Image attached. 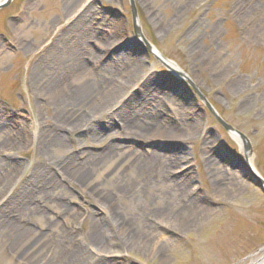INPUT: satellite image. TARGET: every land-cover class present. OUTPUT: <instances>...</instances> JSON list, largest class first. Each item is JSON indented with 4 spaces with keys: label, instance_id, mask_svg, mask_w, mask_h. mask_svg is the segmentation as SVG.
I'll list each match as a JSON object with an SVG mask.
<instances>
[{
    "label": "rangeland",
    "instance_id": "1",
    "mask_svg": "<svg viewBox=\"0 0 264 264\" xmlns=\"http://www.w3.org/2000/svg\"><path fill=\"white\" fill-rule=\"evenodd\" d=\"M134 4L142 35L160 59L134 35L129 0H11L0 8V215L29 203L32 211L11 214L29 234L40 233L47 219L83 247L92 223L112 240L114 224L84 186L67 180L72 173L65 165L98 159L114 146L121 155L148 156L154 164L150 174L157 181L166 160L177 156L173 176L183 178L188 199L207 211L205 218L182 233L160 228L167 240L155 254L133 247L106 259L114 264H249L264 254V190L248 180L240 165L241 147L164 60L175 63L218 115L248 137L251 164L264 178V0H134ZM80 15L89 16L82 27L62 32ZM73 44H80L79 50L60 58ZM75 58L86 70L78 79L97 83L83 103H74L75 114L65 121L71 106L61 103L71 100L69 88L61 89L60 103L52 104L46 87L60 74L72 76L64 66L73 65ZM47 62L53 65L45 68L42 84L34 72H41ZM54 68L59 73L52 76ZM143 88L157 93L149 96ZM134 96L145 104L137 107L135 116H123L127 113L122 109ZM136 121L138 128L154 124L148 143L128 138L126 126ZM52 134L57 137L54 144ZM172 137L174 142H169ZM132 158L120 163L116 181L107 178L97 186L105 190L121 179L130 180ZM109 162L90 170L92 187L104 179ZM47 179L54 180L48 184ZM163 187L154 183L141 193L110 199L135 235L142 233L148 204L157 206ZM27 192L32 195L29 200ZM64 192L72 196L67 202L61 201ZM62 202L75 213L68 215ZM4 218L0 224L5 225ZM6 231L0 232V264H42L46 250L39 263L38 256L28 259L27 253L14 250L13 234ZM93 251L86 248L89 264L97 257Z\"/></svg>",
    "mask_w": 264,
    "mask_h": 264
},
{
    "label": "bare ground",
    "instance_id": "2",
    "mask_svg": "<svg viewBox=\"0 0 264 264\" xmlns=\"http://www.w3.org/2000/svg\"><path fill=\"white\" fill-rule=\"evenodd\" d=\"M4 0H0V3H2ZM82 15V14H81ZM79 16L74 22H72L66 30L73 28V30H77L80 28L81 25H83L85 22H87V17ZM82 27V26H81ZM62 41V38H61ZM56 42V41H55ZM60 42V41H59ZM81 42V41H80ZM102 42V41H101ZM79 43V42H78ZM102 44V43H101ZM53 45V44H52ZM62 46V44H61ZM72 46V45H71ZM80 44H76L72 47H70L71 50L67 51L66 56H61L60 58L66 59L74 55L75 51H78L80 48ZM105 47V46H104ZM155 52L160 54L157 49L154 47ZM161 55V54H160ZM78 59V58H77ZM75 58V61H77ZM167 64V67L171 69L172 71L176 72L179 70V67L170 61L164 60ZM51 65H53L50 62H47L45 64V67L41 72H38L40 70H35L34 74L40 79V82L42 84L46 83V79L43 80L42 76L45 68H51ZM67 66L66 69H70L67 72L72 73V76L60 74L59 76L55 77L56 79L51 80V84L48 85L50 89V101L53 104L54 102H59L62 98L60 95L61 89H68L71 100L61 103V105L65 106H71V111L69 115L63 116L62 120L65 121L70 120L74 114L75 111L74 103L78 100H80L82 103L85 101V99L90 96V92L94 91L96 89V83L93 82L91 79H86V81H80L78 78L79 75L82 76L86 70L84 69L83 64L80 62H75L73 65L65 64ZM70 67V68H69ZM59 68L51 69V74H58L57 71ZM47 73V72H46ZM45 73V74H46ZM49 73V72H48ZM177 73V72H176ZM43 74V75H42ZM50 74V73H49ZM74 75H76L74 77ZM49 84V83H48ZM97 86H99L97 84ZM51 87V88H50ZM66 87V88H65ZM99 90V87H97ZM145 94L149 96H154L157 91L151 90L149 88H143ZM141 90V91H142ZM103 89L101 88V92ZM143 92V93H144ZM108 94V93H107ZM106 94V95H107ZM148 97V96H147ZM150 98V97H149ZM131 104L129 106L124 107L122 109V112L127 113L123 116L129 117V116H135L137 114V107L141 108L142 105L145 104V100L140 96L137 98L134 96L131 99ZM134 101L136 103H134ZM95 113V112H94ZM147 113H143L142 116H144ZM60 116V114H57ZM57 118V117H56ZM61 118V117H60ZM139 120V119H138ZM64 122V121H63ZM73 123V122H72ZM139 121H136L133 125H127V131L129 135V139H132V137H137L138 139L145 140L146 143H148L147 134L151 133L152 128L154 127V124L147 125V126H141L138 128ZM51 143L57 139L55 135L52 134ZM58 136V135H56ZM231 138L237 143L238 147H241L240 139L235 135H230ZM59 139V136H58ZM50 140V139H49ZM175 137L169 138V142H174ZM57 141V140H56ZM144 142V143H145ZM106 153L102 156H98L99 158H90V159H84L81 162H68L65 165V169L69 171V178L67 179L70 183L75 184L77 187L84 186V191L88 193L89 196L92 197L91 199L101 206L102 209L106 212L108 215V218L111 220V222L114 224L116 230L113 234V239H106L104 234L99 231L98 227L95 225V223H92L90 227L89 234L85 238V247L82 246V243L77 244L74 242V240L70 237V234H66L67 230L59 227H57V224L53 220H48L44 222L43 229H41L40 233L36 234H29L27 227L23 225H19L15 222L14 215L11 214H17L20 215V213H27L29 211L33 210V207L31 208L30 204L27 203L25 207H20L18 210L13 209L12 212L6 214L0 215V218H4L7 220L11 215V218L7 220L5 225L3 223L0 224V232L6 231V234L12 235L13 234V241L12 245L14 246V250L20 252L22 255L27 253V258L32 259L38 256V263H39V257H41L42 253L44 252L42 258H40V261L42 264H89L86 248L89 246L91 249H93L95 254H97V257L91 264H114L113 262L108 261L106 258L107 256H121L123 250H127L133 247L139 248L141 250H145L148 253H154L156 252L157 246L161 245L165 240H167V237L165 236V231L160 228L162 227H169L173 231L177 233H182L187 230H189L192 226L195 225L196 222L199 220L205 218L207 211L205 209L200 208L196 206V204H193V202L188 199L189 191L185 188V181L183 178L174 177L173 174L175 173V166L178 165L180 158L177 156H172L166 160L164 163L163 169L160 170L156 181V177L151 175L149 169L154 166L152 164V161L148 156L141 153H135L131 152L127 155L118 154L115 151L114 146H109L106 151ZM113 156V157H111ZM134 156L129 163L128 167L131 168V171H133V175L131 176V179L125 182H122L121 180L119 182H116L114 185L111 186L110 189H101L97 185L101 184L102 181H106L107 178H113L115 181L118 177V168L120 163L128 158ZM123 157V158H122ZM121 158V159H120ZM109 162L107 166V170L104 176L103 180H98L93 183V187L91 186V183H88L90 181V178L92 174L90 170L95 169L96 167L105 165L106 162ZM250 160V158H249ZM251 163V160H250ZM174 168V169H173ZM163 171V172H162ZM54 180V179H53ZM53 180L51 181L47 179L48 184H52ZM159 184L163 183L165 184V187H163V190L157 195V198L160 199L159 202H157V206H152L149 202L150 209L146 215L143 216L142 219V233L135 235L132 232V229L130 227L129 220L125 219L124 216H120L118 213H116L115 208L112 207L110 203V199L112 197L126 195L127 193H133L138 192L141 193L142 191H145L146 188H148L149 185L152 184ZM88 185L89 189H87ZM81 186V187H82ZM100 186V185H99ZM97 188V189H95ZM216 191L218 190V187L215 188ZM29 190V189H28ZM28 193V192H27ZM26 199L29 200V196L31 193H28ZM32 197V195H31ZM71 194L69 192H64L61 195V201L66 199H71ZM156 199V196H155ZM154 198L150 201L154 202ZM164 199L165 201H163ZM162 200V201H161ZM31 202V200L29 201ZM171 204L170 207H167V205ZM60 205V203H59ZM63 210L69 215L74 214V209L68 207L66 204H63ZM4 220V221H5ZM51 246V247H50ZM54 249V253L50 254V259H47L48 257V251ZM117 248V249H115ZM264 252V250H263ZM41 253V254H40ZM47 256V257H46ZM37 263V262H36ZM249 264H264V254L256 259H253Z\"/></svg>",
    "mask_w": 264,
    "mask_h": 264
},
{
    "label": "water",
    "instance_id": "3",
    "mask_svg": "<svg viewBox=\"0 0 264 264\" xmlns=\"http://www.w3.org/2000/svg\"><path fill=\"white\" fill-rule=\"evenodd\" d=\"M11 0H4L2 3H0V8L6 6ZM129 6H130V12H131V21H132V27L133 32L136 37H139L149 52H151L156 58L160 59V54L155 52L154 46L149 43L144 36L142 35L140 25L138 23V15L136 11V7L134 4V0H129ZM159 56V57H158ZM163 61V60H161ZM168 61V60H167ZM171 62V61H170ZM164 65L167 67V64L164 62ZM168 68V67H167ZM181 77L187 81V83L191 86V88L196 93L198 99L204 104L205 108L208 110V112L217 120V122L228 132L229 135H235L240 139L241 142V149L243 154V159H240V165L244 168L245 174L248 177V180H250L254 186L258 187L260 190H264V178L256 171V169L252 166L249 160V156L251 154V145L248 137L244 135L242 132L236 130L232 126H230L228 123H226L216 112V110L213 108V106L207 101L205 96L202 94L200 90H198L195 85L190 81V79L187 77L185 73L178 70L176 71Z\"/></svg>",
    "mask_w": 264,
    "mask_h": 264
},
{
    "label": "flooded vegetation",
    "instance_id": "4",
    "mask_svg": "<svg viewBox=\"0 0 264 264\" xmlns=\"http://www.w3.org/2000/svg\"><path fill=\"white\" fill-rule=\"evenodd\" d=\"M103 10H104V9H103ZM74 21H75V20H74ZM74 21H73V22H74ZM71 23H72V22H71ZM71 23H70V24H71ZM67 27H68V26H67ZM64 30H65V32H66V27H65V29L62 30V32H63Z\"/></svg>",
    "mask_w": 264,
    "mask_h": 264
}]
</instances>
